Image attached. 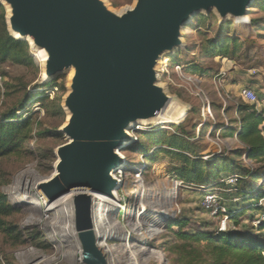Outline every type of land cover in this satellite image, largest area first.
I'll return each mask as SVG.
<instances>
[{
	"label": "rangeland",
	"instance_id": "rangeland-1",
	"mask_svg": "<svg viewBox=\"0 0 264 264\" xmlns=\"http://www.w3.org/2000/svg\"><path fill=\"white\" fill-rule=\"evenodd\" d=\"M102 1L110 11L117 13L131 10L136 4V0ZM5 9L6 18L10 14L9 9ZM248 20L249 23H240L231 15L222 18L215 11L199 13L182 30L181 41L185 46L160 61L158 86L186 114L174 125L130 127L129 145L122 149L125 161L122 170L115 173L119 176L115 194L119 193L120 202L112 216V224L124 231L123 249L114 246V241L110 242L111 251L124 255V264H186L178 262L171 252L178 245L169 228L174 220L187 219L186 230L191 232L214 233L225 228V231L244 235L252 230L251 214L235 229L227 215L220 213L214 217L202 210L206 186L185 182L179 174V162L157 153L161 138L166 141L184 133L194 146V159L219 160L221 170L230 167L233 172L228 175L225 172L219 186L212 184L215 189L224 190L215 193H219L221 202L226 205L235 204L231 198H236L239 189L246 188L248 180L237 182L244 174L262 171L264 162L249 160L245 155L246 147L236 135L241 121L238 108L249 105L241 95L244 88L252 89L257 95L256 109L264 108V6L261 0H256L249 8ZM226 37L235 39L236 47L230 44L228 57H222L218 51H212L211 43ZM30 53L34 58L30 66L8 62L0 67V116L23 100L29 101L24 117L31 116L33 121L32 134L22 153L0 160L1 193L16 211L5 222L12 226L21 241L17 244L15 238L0 232V263L84 264L80 239L73 238L74 231L77 233L74 199L69 196L61 202L57 227L47 229L42 222L49 217L46 212L54 202L37 189L40 183L56 174L59 161L56 151L70 142L62 129L69 119L64 100L72 74L47 80L45 63L38 58L37 50L30 47ZM194 67L200 69L198 74H193ZM230 129L234 131L229 132ZM220 160L227 163L224 165ZM260 185L264 189L262 179L253 182L251 189ZM92 189L82 188L80 197L88 198ZM90 200L94 205L97 202ZM243 203L238 199L236 204L242 206ZM35 204L39 206H33ZM138 213L143 215L138 216ZM97 215L108 221L106 212L99 211ZM263 217L257 214L252 218L254 224ZM135 223L144 225L135 233L136 239L130 228ZM60 231L73 250L69 256L63 254L64 251L58 256L53 253L60 248V241H53L55 233ZM196 249L198 253L207 251L205 245L194 247L192 251ZM210 263L211 258L205 256L193 264Z\"/></svg>",
	"mask_w": 264,
	"mask_h": 264
},
{
	"label": "water",
	"instance_id": "water-1",
	"mask_svg": "<svg viewBox=\"0 0 264 264\" xmlns=\"http://www.w3.org/2000/svg\"><path fill=\"white\" fill-rule=\"evenodd\" d=\"M251 2L136 0L131 10L118 16L102 0H0L9 9V35L34 48L27 41L30 37L47 51V80L74 69L64 100L69 119L62 129L70 142L56 151V175L37 189L51 203L76 187L110 194L116 184L110 169L122 161L115 150L128 137L126 127L153 117L171 101L158 86V56L181 44L182 30L195 15L215 11L236 19L247 13ZM91 205L87 197L74 199L83 262L107 264L96 246Z\"/></svg>",
	"mask_w": 264,
	"mask_h": 264
},
{
	"label": "trees",
	"instance_id": "trees-1",
	"mask_svg": "<svg viewBox=\"0 0 264 264\" xmlns=\"http://www.w3.org/2000/svg\"><path fill=\"white\" fill-rule=\"evenodd\" d=\"M261 1L264 6V0ZM5 16L6 10L0 4V67L8 62L19 66L32 65L34 58L30 53L29 44L13 39L9 35ZM211 44L213 52L218 51L222 57H228L230 44L236 47V40L226 37L223 41H212ZM192 72L198 74L200 69L194 67ZM62 89L63 92H66L65 87ZM40 99H44V97ZM28 103L29 101L22 100L0 116V160L20 155L23 147L30 139L33 121L31 116L24 117V109ZM238 111L241 115V121L239 130H236L237 140L246 147L245 155L249 160L262 163L264 162V108L260 110L253 105L243 104L238 108ZM18 113L20 114L18 115ZM233 131L234 129L229 130V132ZM186 139L184 133L176 134L166 141H162L163 138H161L158 142L157 153L164 154L179 162V166H181L179 174L185 182L206 186L204 187L207 188L206 191L213 190L216 192L218 190L223 192V189L220 187L215 189L216 187L212 184L219 186L225 172L228 175L233 171L230 167L221 170L219 160L204 162L200 158L194 159L192 157L195 154L194 146ZM220 161L224 165L227 163L223 160ZM263 169L264 167L260 168L262 171L247 172L244 174L245 177L237 181L240 184L248 180L245 182L246 188L239 189L238 197L231 199H239L246 204L243 203L242 206L236 203L226 205L225 202H221L222 206L227 209L228 221L235 229L242 225L248 214H251L249 218L253 222V227L250 233L240 235L230 231L191 232L186 230L189 226L187 219L174 220L170 223L169 228L172 230L178 245L170 251L177 256L178 262L193 264L207 256L211 258L210 264H264V238L263 240L260 239L264 236V221L260 218L254 224V219H252L257 214L264 215V189H261V185L251 189L253 182L262 179L264 183ZM205 194L204 192L203 197ZM14 213H16L15 209L7 202L5 195L1 193L0 184V232L9 238H15L16 243L21 244L19 235L15 233L12 226L5 222V219ZM201 245H205L207 251H199V253L197 249L195 252L192 251L194 247Z\"/></svg>",
	"mask_w": 264,
	"mask_h": 264
},
{
	"label": "bare ground",
	"instance_id": "bare-ground-1",
	"mask_svg": "<svg viewBox=\"0 0 264 264\" xmlns=\"http://www.w3.org/2000/svg\"><path fill=\"white\" fill-rule=\"evenodd\" d=\"M256 0H252L251 2V6L255 3ZM250 6V7H251ZM129 11V10H128ZM248 9H247V13L245 15H240L236 17V21L240 22V23H249L248 20ZM127 10L117 13V12H113L118 16L123 15L124 13H126ZM192 16V15H191ZM190 16V17H191ZM17 36V35H16ZM27 41L34 46V48L37 50V55L38 58L41 59V61H43V63H46L49 55L47 53V51L45 49L39 48L34 44V41L28 37ZM185 46V44L183 42H181V44L177 47H174L173 50L170 51H163L157 58L156 60V66L154 68V71H158V65L160 63V61L163 59L164 56L169 55V54H173L176 50L181 49ZM36 55V56H37ZM67 73H71L72 76L74 75V69L73 68H69L67 70L64 71H59L57 72L54 77H59L63 74H67ZM71 76V75H70ZM175 102V101H174ZM186 110V109H185ZM184 111V110H183ZM183 113L181 112L180 109H178L175 104H173V102L169 101L168 104L165 106L164 109H162L161 111L157 112L156 115H154L151 118H141L138 119L136 121H132L128 124V126L126 127L125 131L126 134L128 135V137L123 141V143L121 144L122 147L117 148L115 150V153L121 158V163L118 167H115L113 169H110V177L116 181L115 186L112 188L110 194H103V193H96V190L93 188L92 190L89 191V196L88 199H93L95 202L92 204L93 207H91V223H92V231L95 237V241H96V246L99 250H101L104 253V257L105 260L107 262V264H124V255L122 253H115L114 251H111V243L110 242H115L116 245L114 246H118L119 249H123V244H122V233L124 232L122 228L115 226L112 224V216L115 212V209L117 206V203L120 202V200L118 199L119 197V193L115 191L119 186V176H115V173L122 170V165L123 162L125 161V156L122 154V149L124 147H126L127 145H129V139L131 137L130 134V127L132 126V128H134L135 126H150V125H154V126H167V125H173V124H178L181 119H182ZM122 164V165H121ZM122 173V172H121ZM56 174L53 175V177ZM52 177V178H53ZM50 178V179H52ZM49 179V180H50ZM49 180H45L43 182H47ZM81 190L82 187H76V188H72L69 193H67L66 195H64L63 197H61L60 199H58L57 201H55L53 203V205H51V207L47 210V214H49L48 218H46L42 224L47 228V229H52L57 227L58 225V212H59V207L61 205V202L67 198V197H71V199H75V197L77 198L78 196L82 195L81 194ZM69 197V198H70ZM33 206H39L38 204H35ZM107 207V208H106ZM99 211L102 212H106L108 215V221L102 219V217H98L97 213ZM49 212H52L49 213ZM133 215V214H131ZM138 216H142L143 214L140 215V213L137 214ZM145 224V223H144ZM108 225V226H107ZM109 227V228H108ZM74 228V225L71 226V229ZM130 228L132 229V231L134 232V239H136L135 237V233L138 232V230H140L141 228H144V225H140L138 223L132 224L130 226ZM74 236L73 238H75L77 240L78 237V233H75L74 231ZM53 241L55 242H59L60 241V248L58 249V251H54L53 253L58 256L59 254H61V252L64 251L63 254L69 256L73 250H71V245L69 240L66 239V237L63 235V233L58 232L55 233V235L53 236ZM113 243V244H115ZM112 257V260H111ZM72 261V259H71Z\"/></svg>",
	"mask_w": 264,
	"mask_h": 264
},
{
	"label": "built area",
	"instance_id": "built-area-1",
	"mask_svg": "<svg viewBox=\"0 0 264 264\" xmlns=\"http://www.w3.org/2000/svg\"><path fill=\"white\" fill-rule=\"evenodd\" d=\"M241 95H242L243 99L249 105L256 106L257 104H259V99L252 89L244 88L241 91ZM204 192L206 194L203 197L202 210H204L205 212L209 213L211 216H214V217L218 216L220 213L226 215L227 209L222 206L221 199L219 197V193H215V192H211V191H204ZM237 202H238V200L235 199L234 203H237ZM261 220L264 221V217L261 218ZM223 231H225V228Z\"/></svg>",
	"mask_w": 264,
	"mask_h": 264
}]
</instances>
